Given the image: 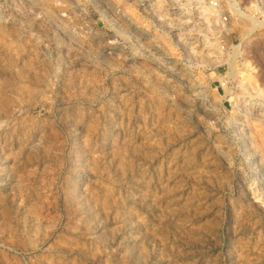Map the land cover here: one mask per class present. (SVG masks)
Returning <instances> with one entry per match:
<instances>
[{
    "label": "rangeland",
    "instance_id": "374dc122",
    "mask_svg": "<svg viewBox=\"0 0 264 264\" xmlns=\"http://www.w3.org/2000/svg\"><path fill=\"white\" fill-rule=\"evenodd\" d=\"M0 264H264V0H0Z\"/></svg>",
    "mask_w": 264,
    "mask_h": 264
}]
</instances>
